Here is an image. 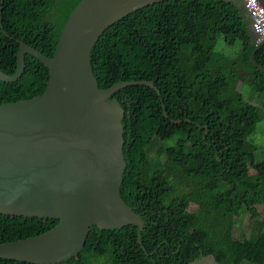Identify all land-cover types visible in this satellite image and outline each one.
Listing matches in <instances>:
<instances>
[{"label": "trees", "instance_id": "trees-1", "mask_svg": "<svg viewBox=\"0 0 264 264\" xmlns=\"http://www.w3.org/2000/svg\"><path fill=\"white\" fill-rule=\"evenodd\" d=\"M81 1L0 0V69L18 72V41L53 57ZM241 2L156 3L119 20L95 45L92 61L102 90L129 82L156 86L130 87L111 99L125 112L120 195L146 229L140 242L138 225L93 226L78 259L65 264H194L212 256L218 264H264V217L254 242L235 237L237 224L249 216L260 220L264 207V164H255L249 177L244 161L259 153L264 72L252 65L259 46ZM217 47L227 54L238 50V56L230 59ZM255 63L264 68V48ZM25 73L18 83L0 81V104L46 93L51 74L38 58L27 55ZM248 82L254 83L249 99L241 91ZM192 203L198 211L189 210ZM58 224L0 215V244L35 238Z\"/></svg>", "mask_w": 264, "mask_h": 264}, {"label": "water", "instance_id": "water-1", "mask_svg": "<svg viewBox=\"0 0 264 264\" xmlns=\"http://www.w3.org/2000/svg\"><path fill=\"white\" fill-rule=\"evenodd\" d=\"M165 1L171 0H82L69 16L53 57L18 41V72L9 75L0 69V81L18 82L27 70V55H32L51 74L42 97L0 104V215L59 221L35 238L0 244V259L30 264L77 260L93 226L107 230L138 225L142 242L146 222L120 195L126 167L125 112L111 99L130 87L156 86L129 82L102 90L92 52L119 20ZM255 1L264 8V0ZM262 48L264 44L251 59L264 72L255 63ZM107 120L112 127L107 128Z\"/></svg>", "mask_w": 264, "mask_h": 264}, {"label": "rangeland", "instance_id": "rangeland-1", "mask_svg": "<svg viewBox=\"0 0 264 264\" xmlns=\"http://www.w3.org/2000/svg\"><path fill=\"white\" fill-rule=\"evenodd\" d=\"M237 48L239 49L240 47L237 46ZM217 52L227 54L229 51L225 47H217ZM237 52H238V50L232 51L231 54H227V55H230V59H234L238 56ZM253 85H254L253 82L252 83L248 82V83H243L241 86V91L245 94V96L248 99L252 95H254ZM257 95H259V94H257ZM255 104L261 105V103H255ZM259 130H260L259 134L257 136H255V139H257V138L259 139V137L261 139V142L258 143L259 153L253 159L252 158L244 159V161L246 162L248 169H249V173H248L249 177L255 175V170H254L255 164H264V123L260 125ZM260 145H261V148H260ZM189 210L191 212H196L199 210V206L192 203ZM259 212H260V215L262 217L260 220L252 219L249 216L242 223L237 224V226H238L237 234L235 232L236 239H238L239 235H241V234H244L247 237V239H249L251 242H254L255 239H257L258 234H259V230H260V222L262 221V219L264 217V207H261L259 209ZM194 264H218V263L215 260H213L212 257H208L205 259H201L199 262L194 263ZM244 264H248V263H244Z\"/></svg>", "mask_w": 264, "mask_h": 264}, {"label": "built area", "instance_id": "built-area-1", "mask_svg": "<svg viewBox=\"0 0 264 264\" xmlns=\"http://www.w3.org/2000/svg\"><path fill=\"white\" fill-rule=\"evenodd\" d=\"M258 46L264 44V8L255 0H242Z\"/></svg>", "mask_w": 264, "mask_h": 264}, {"label": "bare ground", "instance_id": "bare-ground-1", "mask_svg": "<svg viewBox=\"0 0 264 264\" xmlns=\"http://www.w3.org/2000/svg\"><path fill=\"white\" fill-rule=\"evenodd\" d=\"M107 32V31H106ZM104 36V35H103ZM95 48V47H94ZM94 51V50H93ZM26 74V73H25ZM21 80V79H20ZM18 83V82H17ZM106 123H107V128L109 127V125H110V127H112L111 125H112V123H111V121L110 120H107L106 121ZM57 221V220H56Z\"/></svg>", "mask_w": 264, "mask_h": 264}, {"label": "clouds", "instance_id": "clouds-1", "mask_svg": "<svg viewBox=\"0 0 264 264\" xmlns=\"http://www.w3.org/2000/svg\"><path fill=\"white\" fill-rule=\"evenodd\" d=\"M243 5V4H242ZM262 46V45H261ZM260 47V46H259ZM208 258V257H207ZM214 260V259H213Z\"/></svg>", "mask_w": 264, "mask_h": 264}, {"label": "crops", "instance_id": "crops-1", "mask_svg": "<svg viewBox=\"0 0 264 264\" xmlns=\"http://www.w3.org/2000/svg\"><path fill=\"white\" fill-rule=\"evenodd\" d=\"M199 262V261H198ZM197 263V262H196Z\"/></svg>", "mask_w": 264, "mask_h": 264}]
</instances>
